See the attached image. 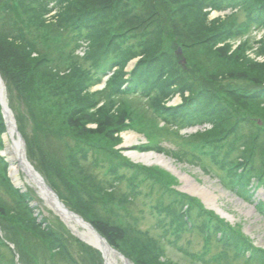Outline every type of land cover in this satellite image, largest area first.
Wrapping results in <instances>:
<instances>
[{
  "label": "trees",
  "instance_id": "obj_1",
  "mask_svg": "<svg viewBox=\"0 0 264 264\" xmlns=\"http://www.w3.org/2000/svg\"><path fill=\"white\" fill-rule=\"evenodd\" d=\"M206 7L236 10L215 24L206 20ZM253 27L264 30V0H0V74L28 158L60 199L134 264H174L159 259L162 245L137 228L140 217L132 207L135 186L154 184V171L130 164L115 149L116 136L101 137L107 130L136 129L148 141L136 147L163 151L154 135H176L208 121L209 129L192 133L198 138L183 135L180 157L203 154L223 169L248 167L245 178L264 177V63L244 54V42L229 52L230 41ZM82 45L80 57L75 51ZM178 46L184 64L175 54ZM133 57L138 61L126 72ZM112 68L104 89L91 90ZM175 94L182 102L167 106ZM92 122L103 129H92ZM6 168L0 156V191L6 187L9 194L0 196V264H16L14 251L20 264H102L97 251L78 241L83 254L70 250L60 222L57 230L52 223L42 228L28 203L31 192L13 187ZM163 190L157 208L170 227L226 226V239L251 252L246 264H264V251L240 234L227 236L232 226L187 195Z\"/></svg>",
  "mask_w": 264,
  "mask_h": 264
},
{
  "label": "rangeland",
  "instance_id": "obj_2",
  "mask_svg": "<svg viewBox=\"0 0 264 264\" xmlns=\"http://www.w3.org/2000/svg\"><path fill=\"white\" fill-rule=\"evenodd\" d=\"M226 14H229V13H226ZM226 14H217L216 12H211V14L208 17H206L207 18L206 20H216L217 22H214V23L218 24V22L221 21V19L225 18L226 20V17H227ZM241 42L246 43L244 44V46L247 48L244 52L245 55H247L253 62H260L261 64L264 63V53L263 51L260 50L261 47L264 46V31L263 30L249 29L248 31L243 32L241 36L233 38L229 43L230 45V48L228 47L229 52L237 48L238 44H240ZM234 82L237 85H245V83H242L243 81L241 80L240 82L239 80L234 81ZM259 85L264 86V83H261ZM95 88L99 89L100 86L99 87L96 86ZM95 88H92V89H95ZM174 98H178L176 103H180L181 97L179 95L174 96ZM122 101H125L133 105L138 104V101L135 98H125V99H122ZM88 125L91 126L92 129H96V130L103 129V127H100V126L97 128L95 122L89 123ZM101 125L105 126L106 124L103 123ZM194 130L195 128H189L187 131L192 132ZM2 134L3 132H0L1 141L3 138ZM113 135L117 137V143L116 145H114L115 149L120 147L121 149H125L126 151H133V152H136L137 154L153 153L155 155H160L163 158L169 160L178 170H181L186 175H190L194 179V181H197L200 184L209 185L208 186L209 189L214 190L215 193L219 192L221 194H224V195H218L216 199V204L222 211H224L225 214L215 209L213 206H209V207L206 206L205 203L202 201V199L198 197L197 195L195 196H193L194 194L188 195V193L183 192V190H181V186H183L181 180L176 178L170 171L166 170L165 168L159 165H156V164L146 165L142 162L133 160L131 158L133 162L130 159L129 161L135 164L137 167H145V168H148L149 170L154 171V173H152L151 178H152V181H154L155 183L153 184V190L150 192V195L146 200L149 204L150 203L154 204L155 197L158 195V193L154 189L160 188L159 192H161V189H168L170 186L175 191L181 192L187 195L188 197L194 199L197 202L198 207H202V208L206 207L205 209L210 210L214 212L215 214L217 213L220 214L221 218H223L222 220L224 223L229 222L237 226L233 228L240 230L241 233L244 234L246 239L250 241V244H254V245L264 248V212H261L259 210L257 211L256 209V207L262 206L264 202V194H262L259 198H256L255 202L247 203L242 198L236 196L237 195L236 191H231L229 187L225 186L223 181H221L218 177L214 176L209 171H206L203 167L200 166L201 164L198 165L197 164L198 162H196V159H191V157H188V160L181 158L180 155L178 154L179 146L181 145V140L186 137H188L187 139L190 138L191 140L194 137L198 138L196 135L193 136V134H187L186 137L184 136L181 137L180 133H176V135L173 133H170V134L168 133L165 137L159 134L154 135L155 141L154 139L153 141L163 148V152L161 153L154 152V151L145 152L139 149L138 147H131V148L127 147L129 145H133L138 142H144V139L147 141L144 132L141 133L137 131L136 129L135 130L134 129H124L117 133H111V131L108 132L107 130L105 132V136H102L101 138L102 140H105L106 137H111ZM125 136H130L129 140L131 143L129 144L125 143ZM1 144L3 145V141ZM3 149H4V145L0 146V154H2L1 150ZM203 161L204 163L202 165H204L208 169L217 170V167L211 161L207 159H203ZM160 174L168 178V180L172 181V183L166 182L164 178L160 177ZM6 177L9 179L8 181L13 187L15 188L19 187V185L13 181V177L9 172V165H7V168H6ZM166 183L169 184V186ZM162 184H163V187H162ZM15 185H18V186H15ZM6 189H7L6 187L2 188V190L0 191V196L4 198L9 197V194L6 192ZM146 191L149 192L150 189L147 187ZM241 195L243 197L246 196V194L243 191H241ZM235 205L239 207H235ZM133 206L135 208L134 211H136V209L139 206L142 207V205H139L136 202L134 203ZM239 208H241V210ZM226 213L229 216H227ZM52 223L55 224L53 220H52ZM139 224L141 226L140 228L142 229L147 228L148 230H150V233L153 236L158 237L163 244H165L166 237L170 238L171 240L176 239V236L173 234H170V232H168V234L166 235L165 229L167 230L168 227H153L154 217H151L149 215L148 205L145 207V218L143 217L140 218ZM95 230L98 231L96 228ZM198 230L200 229L195 228V230H192L191 232L187 231V232L180 233L179 236L181 237L177 239V243L179 247L175 249V248L170 247L169 245H165V252L162 251V253H164V256L160 257L159 259L162 261H167V260L172 261L174 262V264H222V263H217L220 260L217 262H214L211 259V255L213 256L214 254L222 251L223 248L219 244L212 245V248L208 249L207 253L209 254H207L203 258L205 261H208V263H206L205 261L201 259H198L196 257L193 258L190 255H188V252H194L195 254L196 252L200 253L204 248L202 247L204 244L203 239H202V234ZM117 241L120 242V240H117ZM72 245L75 246V244H72ZM93 250L96 251L95 249ZM3 253H4L3 255L8 256V253L5 250L3 251ZM126 258L129 259L128 257ZM130 262L134 264L132 261Z\"/></svg>",
  "mask_w": 264,
  "mask_h": 264
},
{
  "label": "water",
  "instance_id": "obj_3",
  "mask_svg": "<svg viewBox=\"0 0 264 264\" xmlns=\"http://www.w3.org/2000/svg\"><path fill=\"white\" fill-rule=\"evenodd\" d=\"M4 96L2 94V82L0 79V103L2 105V112L4 113L5 121L8 127H12L14 131H16L14 120L12 119L9 111L6 109V103ZM7 145L5 144V147ZM9 156H11L18 164V167L29 177L30 181L35 185V187L38 190L39 195L45 199L51 207L59 213L64 219L68 221H72L74 223H77L78 225L82 224L84 225L86 231H89V234L86 235L85 240L91 241L93 240L96 242L97 247L102 252V256L104 259L105 264H109L107 260H109V254H116L120 258H122V261H125L128 263V261L119 254L116 250L111 248L106 241L92 228V226L84 222L77 214L74 212L68 210L62 202L58 199L55 192L43 181L41 176L33 169V167L28 162L25 150H24V142L17 133V141L12 142V144L9 145Z\"/></svg>",
  "mask_w": 264,
  "mask_h": 264
},
{
  "label": "bare ground",
  "instance_id": "obj_4",
  "mask_svg": "<svg viewBox=\"0 0 264 264\" xmlns=\"http://www.w3.org/2000/svg\"><path fill=\"white\" fill-rule=\"evenodd\" d=\"M175 101H176V99H174V102ZM129 138H130V136H125V143L126 144L131 143ZM5 139H6V143H7L6 145L7 146L3 149L2 153L4 155H6V159L10 163L9 172L12 175L14 182L18 183V179L16 176L17 175L16 174L17 168L15 167V164H14V161L12 160V157L9 156V148H10V146H9L10 145L9 135L6 136ZM127 154L133 160L142 162L146 165L156 164V165H159V166L165 168L166 170L170 171L176 178L181 180V182L183 184V186H181V190H183V192H186V193L192 194V195L193 194L197 195L198 197H200L202 199V201L205 203L206 206H208V207L213 206L215 209L224 213V211H222L218 207V205L216 204V199H217L218 195H224V194H221L219 192L215 193L214 190L209 189V187H208L209 185L200 184L199 182L194 181V179L190 175H186L181 170H178L169 160L163 158L160 155H155L153 153L137 154L136 152H133V151H127ZM235 207H239V206L235 205ZM239 209L241 210V208H239ZM226 215L229 216L227 213H226ZM83 227H85V226L83 225ZM84 229H82L83 235L84 234L88 235L89 231H86V229L85 230ZM108 257H109V260H107V262L109 264H119L120 262H122V258H120L116 254L110 253Z\"/></svg>",
  "mask_w": 264,
  "mask_h": 264
}]
</instances>
